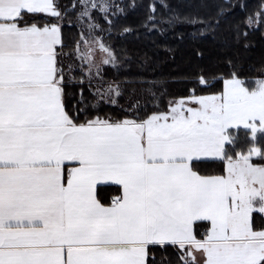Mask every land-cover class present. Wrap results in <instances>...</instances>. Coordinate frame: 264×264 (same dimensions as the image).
<instances>
[{
	"label": "snow or ice",
	"instance_id": "obj_1",
	"mask_svg": "<svg viewBox=\"0 0 264 264\" xmlns=\"http://www.w3.org/2000/svg\"><path fill=\"white\" fill-rule=\"evenodd\" d=\"M113 8L123 12L108 0L63 10L57 0H0V264H162L157 252L169 247L178 260L167 264H264V78L253 84L234 70L222 91L193 90L166 110L89 113L85 80L93 109L122 95L115 80L91 88L102 65L119 74L123 63L96 35L112 31ZM223 12L184 20L214 35ZM65 17L83 41L74 51ZM246 23L264 25V6ZM241 128L247 150L236 147Z\"/></svg>",
	"mask_w": 264,
	"mask_h": 264
},
{
	"label": "trees",
	"instance_id": "obj_2",
	"mask_svg": "<svg viewBox=\"0 0 264 264\" xmlns=\"http://www.w3.org/2000/svg\"><path fill=\"white\" fill-rule=\"evenodd\" d=\"M57 2L62 10L70 8L73 4V0ZM76 2L78 3V0ZM108 2L120 5L123 12L113 16L115 9H111L108 13L109 19L115 21L112 31L102 33L97 30L96 35L103 37L104 42L114 49L123 63L119 74L114 73L110 65H102L103 71L99 77H93L91 88L94 91L99 87L103 91L110 81L115 80L121 84L122 95L117 97L118 106L106 104L101 100L99 107L93 109L91 105L97 97L91 94L85 80L83 88L85 104L88 106L86 110L89 113L99 112L101 116L123 118L125 115L131 116L125 109L137 104L141 113L147 109L150 114L156 110L155 103L166 110L170 99L187 96L193 90L198 95L222 91L223 79L228 78L234 70L241 79L250 83L258 78H264L262 37L264 27L259 24L249 28L246 23L249 15H255L257 10L264 6V0H108ZM165 4L168 5L167 8L164 7ZM241 4L244 5L243 8ZM153 7L155 28L152 27V22L147 21ZM221 8L224 12L219 18V28L214 35L212 33L200 35L198 29L201 24H191L184 20L186 16L215 20ZM173 14L178 15L179 19L170 24L167 21ZM69 15L75 18L74 12ZM93 16L104 29L108 28L107 22L98 12L93 11ZM125 27H128L130 32L124 33ZM237 29L240 32L239 41ZM193 33L197 34L193 36ZM63 39L66 51H74L76 42L80 41V31L75 24L69 27L68 17H65L64 21ZM80 44L82 46V41ZM76 63L78 65L79 61ZM76 74H80L78 67ZM201 75L208 81L207 85L198 84V77ZM73 91L78 93L77 88ZM68 104L71 106V98ZM237 135L240 137L237 140V149L247 150L251 144L250 135H245L244 129H240ZM257 146H260V142ZM261 219L257 215V225ZM156 258L162 264H167L169 259L178 260L171 247L163 255L158 251ZM179 264H183V261H179Z\"/></svg>",
	"mask_w": 264,
	"mask_h": 264
},
{
	"label": "rangeland",
	"instance_id": "obj_3",
	"mask_svg": "<svg viewBox=\"0 0 264 264\" xmlns=\"http://www.w3.org/2000/svg\"><path fill=\"white\" fill-rule=\"evenodd\" d=\"M256 25L258 26L259 24H256ZM261 26L264 27V25H261ZM85 31H86L85 35H87V30L85 29ZM262 37L264 38V31H263ZM82 46H83V41H82ZM94 56H95V60H96L97 62H100V61L102 60V54L100 53V51L98 50V48H97V50L95 51ZM78 68H79V67H78ZM252 83L254 84V82H252ZM222 89H223V86H222ZM100 101H101V100H100ZM241 129H242V128H241ZM258 135H259V133H258Z\"/></svg>",
	"mask_w": 264,
	"mask_h": 264
}]
</instances>
